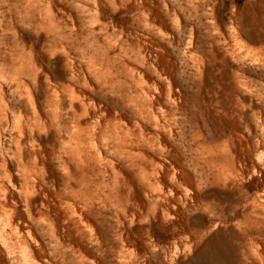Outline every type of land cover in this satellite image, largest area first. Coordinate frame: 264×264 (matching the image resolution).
Here are the masks:
<instances>
[{
  "label": "rangeland",
  "instance_id": "374dc122",
  "mask_svg": "<svg viewBox=\"0 0 264 264\" xmlns=\"http://www.w3.org/2000/svg\"><path fill=\"white\" fill-rule=\"evenodd\" d=\"M52 8L60 10L64 54L45 50L42 43L50 29L38 18L25 17L17 4L11 16L0 18V63L11 69L18 50L32 49L51 83L57 73L63 78L68 68L82 88L84 79L94 82L92 59H105L107 48L99 47L109 37L111 46L124 41L121 60L129 69L141 68L151 82L164 86L129 45L148 48L173 84L175 101L170 106L164 92H156L173 115L170 141L165 136L173 151V179L169 191L154 192L127 162L114 158L115 162L94 163L104 169L92 196L75 197L67 190V169L52 156L42 136L47 170L33 195V207L59 212L65 234L79 246L57 249L47 222L28 218L25 184L37 179L21 167L6 133L0 186L12 181L10 199L19 205L22 225L34 240L41 264H204L205 251L226 252L224 260L231 264L242 259L264 264V233L237 240L216 219L219 210L237 198L253 203L264 221V0H52ZM33 94L43 107L40 95L34 90ZM105 98L113 100L111 95ZM6 101L22 117L32 114L26 101L16 102L8 93ZM128 112L133 119V111ZM27 152L31 155V148ZM158 160L167 165L163 154ZM112 169L132 182L133 194L126 193ZM68 208L76 211L74 220ZM79 218L90 223L87 230L77 225ZM9 236L0 210V264H25Z\"/></svg>",
  "mask_w": 264,
  "mask_h": 264
},
{
  "label": "bare ground",
  "instance_id": "6f19581e",
  "mask_svg": "<svg viewBox=\"0 0 264 264\" xmlns=\"http://www.w3.org/2000/svg\"><path fill=\"white\" fill-rule=\"evenodd\" d=\"M41 2L0 0V18L11 16L18 4L25 17L38 18L50 29L42 43L45 50L51 55H62L67 45L60 33L57 15L60 10H52V0H48L46 5ZM111 41L109 37H104L103 45L100 44L99 48H107L106 57L103 60L92 59L94 82L90 84L84 79L82 88L75 85L79 79L68 68L62 72L65 81H62L60 72L56 74V81L51 83L32 49L18 50L11 59V69H6L0 63V152L4 135L10 133L21 167L32 179L40 180L28 179L25 184L28 218L47 222L57 249L76 250L79 246L70 235L65 234L63 217L59 212L42 206L39 209L33 207V195L39 191L41 182L45 181L47 170L46 155L40 146L42 136L51 148L52 156L67 169L70 178L67 190L75 197L92 196L96 178L102 175L101 170L104 169L101 164L98 169L94 163L115 162L114 158L127 162L154 192L169 191L168 182L173 179L170 162L173 151L169 144L173 115L170 109L161 105L156 95L161 89L167 105H172L175 101L172 81L161 66L162 62L152 57L148 48L139 44L129 45L132 52L141 55L144 64L158 74L164 86L151 82L141 68L129 69L126 62L121 60L124 41L117 40L118 46H111ZM130 47L126 46L125 50ZM96 51L100 50L97 48ZM65 59L68 65L71 64L69 56H65ZM33 90L42 98L43 107L37 105ZM7 93L16 102L26 101L32 114L27 117H22L20 112L17 114L16 109L6 101ZM106 95H111L113 100L109 102ZM128 110L133 111V119ZM90 115L91 118L87 120ZM29 148L31 155L27 152ZM103 151L113 159L109 155L104 157ZM158 154L165 156L166 166L161 165ZM112 170L115 176H119L117 180L126 186V193L133 194L135 189L132 182L120 171ZM13 192L11 180L0 186V210L11 234L9 243L20 250V261L41 264L34 240L29 238V232L22 225L24 219L19 205L10 199ZM225 206L216 214L217 223H225L237 240L255 238L254 234L264 233V221L253 203L246 204L236 198ZM68 211L70 219L74 220L76 211L73 208H68ZM77 225L87 230L90 223L84 224L79 218ZM216 247H219L218 252H222L219 243ZM221 247L223 249V245ZM225 254L213 255L205 251L204 264H231L229 260H224L228 257ZM237 264L249 263L242 259Z\"/></svg>",
  "mask_w": 264,
  "mask_h": 264
}]
</instances>
